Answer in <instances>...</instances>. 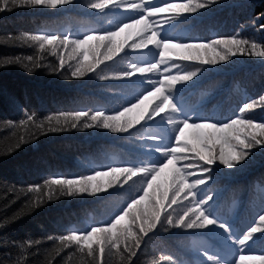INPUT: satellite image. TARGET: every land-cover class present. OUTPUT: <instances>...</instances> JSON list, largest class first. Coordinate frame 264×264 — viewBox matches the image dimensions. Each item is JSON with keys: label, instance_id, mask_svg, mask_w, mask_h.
I'll return each mask as SVG.
<instances>
[{"label": "trees", "instance_id": "1", "mask_svg": "<svg viewBox=\"0 0 264 264\" xmlns=\"http://www.w3.org/2000/svg\"><path fill=\"white\" fill-rule=\"evenodd\" d=\"M89 2L73 0L72 4L56 9L21 7L0 12V59L19 57L24 61L0 67V264H95L75 246L62 248L57 240L48 237H58L71 229L87 230L112 219L142 187L138 178H133L136 183L129 181L122 188L95 196L68 197L57 193L39 207L29 206L37 194L26 195L27 186L41 184L54 175L74 176L91 174L93 169L105 170L108 166L142 165L158 155L149 148L154 143L150 135L161 132L155 125H138L127 133L92 128L38 134V138L30 137L25 127L19 125L29 113L41 119L48 114L73 110H108L111 114L115 109L122 110L128 102H135L134 98L146 87L135 78L101 80L97 73L73 78L67 63L62 72L59 70L58 56L51 52L41 54L35 45L16 39L20 34L39 32L83 38L93 32L116 31L130 22V13L123 9L110 6L100 11L89 8ZM152 2L161 5L163 0ZM262 14L264 0H216L190 15L159 14V24L164 23L163 17H174L168 20L165 34L176 41H208L238 33L239 38L264 44V30L259 29V25L264 24ZM157 26L153 25L152 30ZM125 35L122 33L117 39L122 40ZM126 51L127 54L121 53L106 66L102 65L100 74L111 77L125 70L130 62L158 59L147 49ZM40 55H43L41 66L29 71L24 66L26 57ZM68 63L74 65L75 61ZM197 68L201 72L193 81L170 89L187 114L214 121L227 120L237 114L243 103L264 95V58L237 55L216 66L181 63L183 71ZM175 72L173 70V74ZM244 116L264 121V108L247 111ZM21 136L28 142L17 148ZM213 167L212 180L200 186L202 194L213 195V201L209 202L212 214L231 225L236 235H241L264 212V147L253 148L251 155L234 168ZM163 181L164 176L158 180L162 186ZM173 209L175 214H182L183 205H173L169 211ZM256 235L255 243L245 253L252 258L245 264H260L256 257L264 254V235ZM226 240L222 230L216 228L168 227L165 231L158 226L145 237L131 264H153L154 261L212 264L203 255L204 249L209 254H218L217 259L224 264L233 259L236 251ZM37 241L39 243H35ZM164 256H171L172 260L163 261ZM103 259L105 264H129L116 252Z\"/></svg>", "mask_w": 264, "mask_h": 264}, {"label": "snow or ice", "instance_id": "2", "mask_svg": "<svg viewBox=\"0 0 264 264\" xmlns=\"http://www.w3.org/2000/svg\"><path fill=\"white\" fill-rule=\"evenodd\" d=\"M215 2L163 0L161 5H156L152 0H90L88 7L91 9L104 11L111 6L129 12L130 22L119 26L116 31L93 32L85 34L83 38L44 32L24 33L16 37L24 44L35 45L41 54L51 52L58 56L59 70L62 72L67 63L73 78L97 73L101 80L131 81L135 78L146 86L134 98L135 102L130 101L122 110L115 109L111 114L108 110H73L48 114L41 119L35 113H29L19 121V125L25 127L30 137L92 128L127 133L138 125H155L161 129V132L150 135L154 143L149 148L158 155L147 163L129 167L108 166L105 170L93 169L91 174L54 175L45 178L41 184L27 186L26 195L37 194L29 206L39 207L45 199L51 201L57 193L68 197L95 196L109 189L122 188L134 177L142 185L107 222L90 226L87 230L71 229L66 234L48 239L57 240L62 248L75 246L78 252L90 257L95 264H105L104 256L113 252L119 253L131 264L145 237L158 226L165 231L168 227L186 230L216 228L222 230L227 237L226 242L236 249L233 259L224 261V264H245L247 259L252 258L250 254H245L248 252L246 249L255 243L256 234L264 235V212L243 234L236 235L231 225L212 214L209 202L213 201V195L202 194L200 186L212 180L210 174L213 166L234 168L251 155L253 148L264 147V121L244 116L247 111L264 108V95L243 103L234 117L214 121L185 113L170 89L177 84L193 81L201 72L200 68L183 71L181 63L216 66L237 55L264 58V44L239 38L238 33L208 41H176L165 34L168 20L174 17H163L164 23L159 24V14L190 15ZM72 3L73 0H0V12L21 7L56 9ZM154 17L157 19H151ZM153 25H158L155 30H152ZM259 29L264 30V24L259 25ZM122 33H126L124 39L118 40ZM145 49L158 59L130 62L125 70L111 77L100 74L103 72L102 65L106 66L121 53L127 54L126 50ZM26 60L24 66L31 71L32 67L41 66L43 55L28 56ZM69 61H75V64ZM22 63L24 61L19 57L0 59V67ZM173 70H176L175 74ZM146 101L149 103L146 104ZM26 142L25 137L21 136L16 147ZM162 176L163 186L158 182ZM173 205H183L182 214H175L174 209L169 211ZM203 255L212 264H221V259H217L218 254H209L204 249ZM256 258L260 264H264V254ZM161 259L167 262L172 257L164 256ZM153 264L160 262L154 261Z\"/></svg>", "mask_w": 264, "mask_h": 264}]
</instances>
